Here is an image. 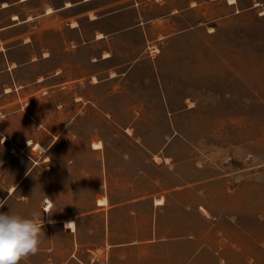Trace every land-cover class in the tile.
I'll use <instances>...</instances> for the list:
<instances>
[{"label":"rangeland","instance_id":"rangeland-1","mask_svg":"<svg viewBox=\"0 0 264 264\" xmlns=\"http://www.w3.org/2000/svg\"><path fill=\"white\" fill-rule=\"evenodd\" d=\"M196 1L169 23L145 0L103 46L56 19L11 45L0 213L44 232L18 264H264V0Z\"/></svg>","mask_w":264,"mask_h":264},{"label":"crops","instance_id":"crops-1","mask_svg":"<svg viewBox=\"0 0 264 264\" xmlns=\"http://www.w3.org/2000/svg\"><path fill=\"white\" fill-rule=\"evenodd\" d=\"M152 1V5L161 6L159 13L169 23L174 13L181 14L187 8L198 7L196 0L193 2L194 6L192 1H189V5L187 0L184 1L178 10L171 6L170 0ZM127 4L129 5L124 9L112 10L113 7ZM144 4H147L145 0L136 1V5L133 0H0V75L11 69V45L17 42L24 46L31 41L27 37L31 33L32 25L35 39H39L58 24L57 30L66 32V37L63 38L64 44L75 48L82 40L86 50L85 48H90L92 44L103 46L106 42L109 43L141 27L142 22L138 21L137 17L138 15L146 17ZM229 4L233 5L230 2ZM133 16L138 22L135 26H131ZM53 19L59 22L56 24ZM49 21L52 25L47 29L44 25ZM105 53L107 55L100 60L111 59L110 54ZM49 58L51 56L44 53L40 57L36 54L35 62ZM90 59L91 57L88 59L91 62ZM8 92L7 90L6 93Z\"/></svg>","mask_w":264,"mask_h":264},{"label":"clouds","instance_id":"clouds-1","mask_svg":"<svg viewBox=\"0 0 264 264\" xmlns=\"http://www.w3.org/2000/svg\"><path fill=\"white\" fill-rule=\"evenodd\" d=\"M42 229L38 211L33 210L29 215L11 209L0 213V264H18L22 259L37 254L44 236Z\"/></svg>","mask_w":264,"mask_h":264},{"label":"bare ground","instance_id":"bare-ground-1","mask_svg":"<svg viewBox=\"0 0 264 264\" xmlns=\"http://www.w3.org/2000/svg\"><path fill=\"white\" fill-rule=\"evenodd\" d=\"M231 2L230 3H232V4H235L236 3V0H230ZM31 143L30 142H28V146L30 145Z\"/></svg>","mask_w":264,"mask_h":264}]
</instances>
